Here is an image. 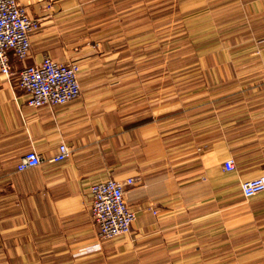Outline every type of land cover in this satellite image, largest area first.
<instances>
[{
    "label": "crops",
    "instance_id": "crops-1",
    "mask_svg": "<svg viewBox=\"0 0 264 264\" xmlns=\"http://www.w3.org/2000/svg\"><path fill=\"white\" fill-rule=\"evenodd\" d=\"M145 1L18 0L39 28L28 57L10 54V77L0 74V264H264L234 233L242 226L240 183L264 176V0H233L239 89L230 109L174 131L165 122L177 98L161 106L160 63L146 62L136 39L145 30L137 23L155 21ZM44 57L79 65L78 98L26 105L19 72ZM212 57L220 74L226 63ZM61 143L70 157L50 163ZM30 151L42 164L18 172ZM228 160L232 171L223 168ZM107 179L134 181L124 199L135 220L128 235L98 243L90 186ZM247 210L243 217L264 213Z\"/></svg>",
    "mask_w": 264,
    "mask_h": 264
},
{
    "label": "rangeland",
    "instance_id": "rangeland-1",
    "mask_svg": "<svg viewBox=\"0 0 264 264\" xmlns=\"http://www.w3.org/2000/svg\"><path fill=\"white\" fill-rule=\"evenodd\" d=\"M145 3V13L147 11L153 14L155 21L137 23L138 30L145 29L142 37H136L137 42L145 47L146 62L154 60L155 63H160L161 106L173 104L172 100L177 98V104L171 106L177 108L172 113L169 112L171 117L165 122L166 126L172 125L171 129L174 131L173 129L186 128L191 122L199 125L201 113L205 116L202 120L211 124L215 118L212 113L218 107L230 109L233 99L231 95L237 93L239 89L232 84L231 71L233 0H146ZM121 39L122 43L130 45L135 42L134 38ZM224 43L228 49L222 50ZM217 50H222V53L217 55L214 52L209 58L207 55L203 56ZM213 55L215 59L220 56L222 62L226 63L220 68V74L217 70H212ZM226 67H229L228 71ZM217 95L227 98L217 103L215 100ZM177 136L184 138V135ZM180 143L178 140L174 147L181 149ZM262 207L264 194L251 201L243 199L240 203L242 226L239 231H234L235 237L240 238L239 244L242 249L257 256L264 254V213L253 217L243 216L250 213L247 209L254 211ZM227 232L232 233V230Z\"/></svg>",
    "mask_w": 264,
    "mask_h": 264
},
{
    "label": "built area",
    "instance_id": "built-area-1",
    "mask_svg": "<svg viewBox=\"0 0 264 264\" xmlns=\"http://www.w3.org/2000/svg\"><path fill=\"white\" fill-rule=\"evenodd\" d=\"M38 28V20L31 18L18 0H0V74L10 77V54L17 61L28 57L30 36ZM79 73L80 67L76 63L61 64L44 57L39 64L24 67L19 72L18 87L30 108L64 106L80 94ZM70 155L68 147L61 143L49 162L61 163ZM41 164L38 153L30 151L19 159L16 170L22 172ZM223 168L232 171L235 168L233 161H225ZM133 184L132 179L124 183L107 179L90 186V216L97 230L98 243L130 233L135 213L124 199V186ZM240 192L245 200L264 193V177L241 182Z\"/></svg>",
    "mask_w": 264,
    "mask_h": 264
}]
</instances>
